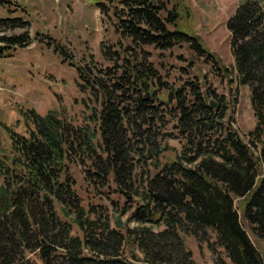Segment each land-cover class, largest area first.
Instances as JSON below:
<instances>
[{
    "label": "trees",
    "instance_id": "1",
    "mask_svg": "<svg viewBox=\"0 0 264 264\" xmlns=\"http://www.w3.org/2000/svg\"><path fill=\"white\" fill-rule=\"evenodd\" d=\"M125 5L120 29L132 44L168 49L195 40L176 28L180 14L160 1ZM31 27L24 15L0 18V59L39 40ZM226 27L238 83L251 93L256 124L248 141L224 122L223 112L209 107V92L201 94L190 82L193 100L179 101L177 90L171 112L186 139L182 156L160 165L165 134L157 126L163 117L150 88L151 69L134 48L121 54L103 49L123 64L104 76L95 74L94 65L77 67L100 103L87 125H75L57 111L41 115L30 109L21 111L25 134L5 129L11 145L0 155V264H30L29 253L43 264H132L124 252L128 245L146 264H195L182 234L206 243L215 264H228L223 254L230 264H264L245 227L264 240V0H239ZM14 31L20 33L6 34ZM143 159L158 162V173L141 185L136 171ZM72 164L90 167L91 177L113 180L139 198L130 218L138 226L123 232V224L113 227L105 211L86 210ZM74 226L82 236L73 235Z\"/></svg>",
    "mask_w": 264,
    "mask_h": 264
},
{
    "label": "rangeland",
    "instance_id": "2",
    "mask_svg": "<svg viewBox=\"0 0 264 264\" xmlns=\"http://www.w3.org/2000/svg\"><path fill=\"white\" fill-rule=\"evenodd\" d=\"M126 1L0 0V18L24 15L31 22V36L40 40L28 48L7 51L0 59V155L8 154L10 150L11 140L6 128L26 133L21 111L33 109L41 115L57 111L75 125L88 124V116L100 109V103L91 94L87 82L80 80L77 67L88 70L94 65L95 74L104 76L107 69H120L123 64L118 57L112 60L105 56L103 49L121 54L134 48L135 57L139 56L151 69L149 84L153 98L161 108L159 115L163 117L157 126L165 134V138L159 140L160 148L164 149L159 157L160 165L177 161L182 156L186 139L175 129L176 113L171 112L177 107V90L182 95L179 101L193 100L191 88L187 85L190 82L201 88V94L209 92V105L214 101L218 110H213L223 112L224 122L231 123L234 130L248 141V134L256 124L251 93L248 87L238 83L226 27L239 0H157L168 11L180 14L176 28L195 39L168 49L132 44L124 37L120 18L125 16ZM174 28L169 26L171 30ZM2 35L0 31V37ZM80 84L88 90L81 89ZM154 164L158 162L148 159L138 162L136 172L141 185L158 173ZM88 170V166H70V173L76 180L75 188L86 210L105 211L113 227L117 222L123 224V232L127 228H136L138 224L130 218L141 200L122 192L113 180L102 183L91 177ZM245 227L264 258V240L256 239L247 224ZM73 235L82 236L77 226L73 227ZM182 237L193 253L195 264H215L214 255L206 243L199 244L189 235L182 234ZM124 252L132 264H146L137 249L128 245ZM27 257L30 264H43L35 254L29 253ZM223 257L230 264L224 254Z\"/></svg>",
    "mask_w": 264,
    "mask_h": 264
},
{
    "label": "water",
    "instance_id": "3",
    "mask_svg": "<svg viewBox=\"0 0 264 264\" xmlns=\"http://www.w3.org/2000/svg\"><path fill=\"white\" fill-rule=\"evenodd\" d=\"M209 107L211 109H215L216 111L218 110V105L214 101L211 102V104L209 105Z\"/></svg>",
    "mask_w": 264,
    "mask_h": 264
}]
</instances>
